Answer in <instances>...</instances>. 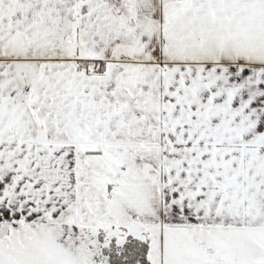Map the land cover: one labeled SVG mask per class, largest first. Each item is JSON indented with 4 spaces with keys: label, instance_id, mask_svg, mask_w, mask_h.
Segmentation results:
<instances>
[{
    "label": "snow or ice",
    "instance_id": "1",
    "mask_svg": "<svg viewBox=\"0 0 264 264\" xmlns=\"http://www.w3.org/2000/svg\"><path fill=\"white\" fill-rule=\"evenodd\" d=\"M0 264H264V0H0Z\"/></svg>",
    "mask_w": 264,
    "mask_h": 264
}]
</instances>
